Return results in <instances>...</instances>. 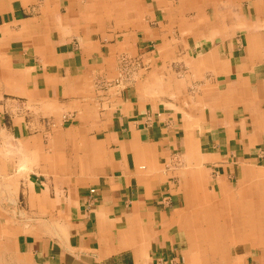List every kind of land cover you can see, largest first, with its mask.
<instances>
[{"label": "crops", "instance_id": "1", "mask_svg": "<svg viewBox=\"0 0 264 264\" xmlns=\"http://www.w3.org/2000/svg\"><path fill=\"white\" fill-rule=\"evenodd\" d=\"M183 261L264 264V0H0V264Z\"/></svg>", "mask_w": 264, "mask_h": 264}, {"label": "rangeland", "instance_id": "2", "mask_svg": "<svg viewBox=\"0 0 264 264\" xmlns=\"http://www.w3.org/2000/svg\"><path fill=\"white\" fill-rule=\"evenodd\" d=\"M138 55H132V54L127 53L121 56L120 58L121 76H125L127 79L130 80L132 78L135 79V77H139L142 73L146 71L148 60L141 53H139ZM206 248H209V246H206ZM230 248H231L230 250L234 252L233 250H235V247L231 246ZM210 255L211 253L208 252L207 256L210 257ZM182 264H184V261Z\"/></svg>", "mask_w": 264, "mask_h": 264}, {"label": "bare ground", "instance_id": "3", "mask_svg": "<svg viewBox=\"0 0 264 264\" xmlns=\"http://www.w3.org/2000/svg\"><path fill=\"white\" fill-rule=\"evenodd\" d=\"M211 247H213V245Z\"/></svg>", "mask_w": 264, "mask_h": 264}]
</instances>
